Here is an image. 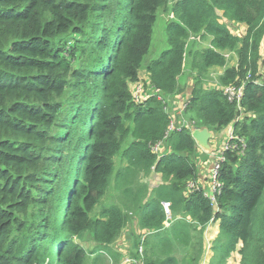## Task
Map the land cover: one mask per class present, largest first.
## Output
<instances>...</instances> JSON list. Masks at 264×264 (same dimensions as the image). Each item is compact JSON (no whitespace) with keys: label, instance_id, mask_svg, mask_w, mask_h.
Wrapping results in <instances>:
<instances>
[{"label":"trees","instance_id":"trees-1","mask_svg":"<svg viewBox=\"0 0 264 264\" xmlns=\"http://www.w3.org/2000/svg\"><path fill=\"white\" fill-rule=\"evenodd\" d=\"M167 12L168 49L143 66L157 16ZM197 35L212 40L187 53L197 74L182 117L214 131L232 125L239 137L223 153L213 200L187 189L199 179L192 132L169 131ZM263 39L264 0H0V264H87L84 232L103 251L97 264L128 213L146 233L134 235L129 256L138 258L142 239L145 264H199L202 233L215 223L209 264H226L239 245L240 264H264ZM223 51L237 53V66L226 67ZM214 67L225 68L221 87H205ZM142 69L155 93L135 105L130 86ZM226 87L241 88L240 102ZM163 139L165 151L152 153ZM116 157L127 161L123 170ZM151 173L162 183L149 189L141 178ZM112 181L123 206L91 216ZM175 245L190 251L186 259ZM107 255L120 264L119 253Z\"/></svg>","mask_w":264,"mask_h":264},{"label":"rangeland","instance_id":"rangeland-1","mask_svg":"<svg viewBox=\"0 0 264 264\" xmlns=\"http://www.w3.org/2000/svg\"><path fill=\"white\" fill-rule=\"evenodd\" d=\"M176 0H170V5H172ZM225 20V19H224ZM166 22H167V13H163V14H159L157 16V19H156V22H155V25H154V28H153V36H152V43H151V49L149 51V54L144 58V62H143V66L148 63L150 60H153V59H156L160 56V54L168 49V43H167V36H166V31H165V26H166ZM226 24H227V27L228 29L232 32V33H236V32H239L240 30L238 28H235L233 27V24L232 23H227V21L225 20L224 21ZM223 23V22H222ZM196 41H197V44L199 47H197V50H201V48H206L209 44H208V39L204 42H198V37L196 36ZM201 47V48H200ZM188 50H190V48H188ZM188 53V52H187ZM260 54H261V63H260V68H259V72L260 74H262L260 80H264V39L261 43V47H260ZM226 58H227V61H228V66L229 67H234L237 65V62H238V55L236 52H230L228 54H225L224 55ZM186 61H191V57H189L187 55V58H186ZM263 64V65H262ZM222 69H219V68H210L207 73L205 74V81H204V85H211V86H208V87H213L212 84H215L216 82L219 83V79H220V75L219 73L221 72ZM188 76V74L186 73V71H184V73L182 74V83L185 81V85H186V81H188V79L186 78ZM139 83L137 85H141L143 86L145 92H148L149 91V85L147 83V80H146V73L144 71V69L140 70L139 71ZM130 90H132L133 86L131 87L130 86ZM184 93L183 94H186V96L190 95L191 94V90L189 91L187 87L184 86ZM180 96H178L177 98H179ZM186 98V97H185ZM187 98L183 100L182 102V105H183V109L181 111V114L179 116H176V120L174 121L175 118L172 119V122L174 125H176L179 121L181 122H185V123H181L179 125V128H187L189 129L191 132L193 131L194 127L195 128H198L196 126H194V124L188 120H185L183 117H182V112L186 106V104L188 103L187 102ZM173 104V102L171 103ZM241 120L243 119V117L240 118ZM239 119V120H240ZM177 121V123H176ZM231 130H233V128H230V129H224L221 133L222 136L226 137L227 140L228 138L230 137V132ZM234 131V130H233ZM210 132H216L214 130H210ZM235 135H233L234 137H237V139L239 138L238 135H236V133L234 132ZM221 140V139H220ZM236 140V139H234ZM223 145V142L220 146V149ZM121 158L120 157H116L115 158V168L116 170L119 168V164L120 162H122L120 160ZM194 160H195V157H194ZM217 161V156L216 157H213V162L212 164L214 165V163ZM195 164L198 168V177L199 179L201 180H206V178L208 177L207 179V184H202L199 182V179L196 181V182H191L187 185V189L189 191H192V190H198L200 188L203 189V191L205 192V195H207L209 198L212 197V194H210V189H209V186L211 185V180H210V173H205L204 171H201L200 170V166L199 164L197 163V161H195ZM213 167V166H212ZM204 177V178H203ZM141 182L144 183L145 185L148 186L149 189H152L154 188L155 186L157 185H160L162 183V180L161 178L158 179V177L151 173V175H148L145 179L144 177L141 178ZM210 183V184H209ZM193 185V188L191 189L190 188V185ZM110 204H113V205H117V206H120L122 207L123 206V200H122V197H121V194L120 192L117 190H115L114 188V182L112 181V186L110 187V189L108 190V192L106 193V196L103 198L102 202L100 203V205L95 209V211L93 212V214H91V216H96L98 214V212L110 205ZM128 225H132L133 223V218H134V215H136V213H128ZM126 226V227H127ZM212 229H205L203 231V236H202V239H203V254L201 256V259H200V262L199 264H203L204 263V260L203 258L205 257L207 259V262L206 264L208 263L209 261V254H210V247H211V244H212V241L214 240V237L213 240H211V243H210V247H209V242H207V238H208V234H215V230H216V227L214 226H211ZM125 229V228H124ZM198 229V228H197ZM123 231V230H122ZM199 233L200 232H196L195 234H192V236H194V239H198L199 238ZM135 236H130V235H124L121 233L120 235V238L117 239L113 245H112V248H115L118 250V251H122V252H125L126 253V250L129 249V246L132 245V240L134 239ZM78 240L81 242L82 246L84 247V249L88 252V253H92V256L91 258L87 261V264H93V258L95 256H97L98 254L102 253L103 251H101V249L96 246L91 240H90V235L88 233H82L79 237H78ZM194 240V241H195ZM124 246L126 248V250H124ZM179 249V251L177 252V258L179 260H182V258L186 259L188 257V249L186 247H181L179 245H176ZM209 247V249H208ZM110 248L108 250L105 251L106 254L108 253H114L113 249ZM188 253V254H187ZM208 253V254H207ZM122 254V253H121ZM184 254H187V255H184ZM144 255V253H143ZM125 258V257H124ZM124 258L122 259V257L119 259L120 261V264L122 263V261L124 260ZM143 259H140L137 263L138 264H145ZM97 264H118V263H115L113 259H108L104 254H103V257H101V259L98 261Z\"/></svg>","mask_w":264,"mask_h":264},{"label":"crops","instance_id":"crops-1","mask_svg":"<svg viewBox=\"0 0 264 264\" xmlns=\"http://www.w3.org/2000/svg\"><path fill=\"white\" fill-rule=\"evenodd\" d=\"M172 18H171V16H170V12H167V22H168V20H171ZM225 20L224 19H222L221 20V22H223V23H225L224 22ZM166 22V23H167ZM227 23H231V22H228L227 21ZM226 24V23H225ZM232 24H233V27H235V28H238L240 31L239 32H236V34H238V35H240V36H242L244 33H245V31H246V28H245V26L244 25H240V24H237V23H233L232 22ZM227 25V24H226ZM197 37H198V42H204V41H206L207 39H208V46L206 47V48H209V46H210V41L212 40V38L211 37H208V38H206V39H202L201 38V35H197ZM197 47H199L198 46V44H197V41H196V36L195 37H192V38H190L189 39V41H188V43H187V47H186V57H185V63H184V67H183V73H184V71H186V73L188 74V76L186 77L187 79H188V81H186V87L188 88V90L190 91L191 90V87H192V85H193V77H195L196 76V74H197V71H195V70H193L192 68H191V61H186V58H187V52L190 54V52H194V51H201V50H203V49H206V48H201V50H197ZM188 48H190V50H188ZM231 51H223V52H221L223 55H225V54H228V53H230ZM226 58V57H225ZM226 61H227V58H226ZM237 66V65H236ZM226 67L227 68H231V67H229L228 66V61H227V63H226ZM235 67V66H234ZM214 68H218V67H214ZM219 69H222L221 70V72L219 73V75H220V77L222 76V74L224 73V70H225V68H219ZM145 71V70H144ZM146 73V72H145ZM140 80V79H139ZM146 80H147V83L149 84V80H148V77H147V74H146ZM132 86H134V85H131V87ZM208 86H211V85H206L205 87H208ZM212 86H213V88H220L221 86H220V84L218 83V82H216L215 84H212ZM191 92V91H190ZM189 96L190 95H188V96H186V94H182L179 98H176L174 101H173V104H171L170 106H169V112H170V114H171V116L173 117V118H175L174 119V121L176 120V116H179L180 114H181V111H182V109H183V105H182V102H183V100L184 99H186L187 98V100H188V98H189ZM186 97V98H185ZM176 123H177V121H176ZM181 123H185L184 121L183 122H181V121H179L178 123H177V126H179ZM127 126H130V127H132V124H131V122H128V124H126ZM230 128H233V126L231 125V126H229V127H227V128H225V129H230ZM195 129V128H194ZM194 129H193V131H194ZM200 130H202V129H206V128H199ZM208 130V129H207ZM224 129H222V130H220V131H216V132H210V130H208V132L210 133V138H209V140H208V144H207V147H203V146H201V145H199V144H196V147H197V149H196V154H195V161H197V163L199 164V166H200V170L201 171H204L205 173H210L211 171H212V169H213V164H212V162H213V157H218L219 156V154H220V151H221V149H220V146H221V144H222V142L224 143L225 141H226V137H224V136H222L221 135V133H222V131H223ZM192 131V132H193ZM221 139V140H220ZM162 153L165 151V147L164 148H162ZM122 162H120V166H119V168L117 169V170H123V168H125L126 166H127V161L125 160V159H120ZM114 162H115V160H114ZM154 174V173H153ZM151 175V174H150ZM157 177H158V179H160L161 178V176L160 175H158V174H155ZM204 178V177H203ZM207 179H208V177L206 178V180H201V179H199V182L200 183H202V184H207ZM210 184V183H209ZM208 185V184H207ZM209 189H210V186H209ZM211 226H214V227H216V230H215V234H208V238H207V242H209V247H210V243H211V240H213V238L216 236L217 237V235H218V223H215V224H210L208 227H207V229H212L211 228ZM141 229L138 227V225H137V222H136V220L135 219H133V223H132V225H128L123 231H122V234H124V235H130V236H138L140 233H141ZM139 237V236H138ZM215 237V238H216ZM214 238V239H215ZM212 244H213V241H212ZM212 244H211V247H210V254H209V261H208V263L207 264H209L210 263V260H211V257H212ZM180 246V245H179ZM181 247H184V246H181ZM209 247H208V249H209ZM241 247V245H239L238 246V248H237V251L235 252V253H233V254H231V257L229 258V259H227V261H226V264H240V255L238 254V250H239V248ZM110 248H112V246H110ZM113 249V251L114 252H116V253H119L120 254V258L123 256V254L125 253V252H122V251H118L117 249H116V247L115 248H112ZM124 250H126V248H125V246H124ZM127 252H130V246H129V249L128 250H126ZM178 252L179 251V249H178V247L175 245V252ZM122 253V254H121ZM105 254V253H104ZM208 254V253H207ZM105 256L107 257L108 255L107 254H105ZM119 258V259H120ZM110 260V259H109ZM203 260H204V263L203 264H206V262H207V259L204 257L203 258ZM119 263H120V261H119Z\"/></svg>","mask_w":264,"mask_h":264},{"label":"built area","instance_id":"built-area-1","mask_svg":"<svg viewBox=\"0 0 264 264\" xmlns=\"http://www.w3.org/2000/svg\"><path fill=\"white\" fill-rule=\"evenodd\" d=\"M138 83H136L133 86L132 90H131V94H132V100L131 101L135 105H139L143 101L148 99L152 95L151 94L152 91H154V90H151L152 88L149 85V91L145 92L143 86L137 85ZM154 93H155V91H154ZM224 94L227 96V98H228V100L230 102L235 101L236 103H238L241 100V88L240 89H236L234 87H226V88H224ZM175 127H176V129H179V126H177V124L174 125L173 123H171L169 131H172ZM229 135H230V137L228 138V140L226 138V141L223 143V145L221 147L220 154L217 157V161L214 163L212 172L210 174V180H211L210 194H212V197H211L212 200L214 199L215 193L217 192L218 186H219L218 183H217V176H218V173H219V170H220V164L224 161L223 153L225 151H227V150L232 148V143H233V141H235L234 139H236V140L239 139V138L237 139V137L233 136V135H235L233 130H231ZM164 141H165V139H163V141H160L156 145H154L151 148L152 149V153L160 155L162 153V151H163L162 148H164ZM190 188L191 189L193 188L192 184L190 185ZM162 205H163V209H164V212H165V214L167 216V220H168V221L166 220V222H165V228H167L169 226V224H170V221H171L170 204L169 203H163ZM140 234H146V233L141 231ZM142 243L143 242H142V239H141V243H140V245L137 248L138 258L135 259V258L129 256L130 253L126 251V253H124L123 256H122V259L124 257L125 258H124V260L122 261L121 264H138L137 262L140 259H143L144 248H143Z\"/></svg>","mask_w":264,"mask_h":264},{"label":"water","instance_id":"water-1","mask_svg":"<svg viewBox=\"0 0 264 264\" xmlns=\"http://www.w3.org/2000/svg\"><path fill=\"white\" fill-rule=\"evenodd\" d=\"M191 137L196 142L203 147H207L208 140L210 138V133L207 129L200 130L199 128H195L194 131L191 133Z\"/></svg>","mask_w":264,"mask_h":264}]
</instances>
